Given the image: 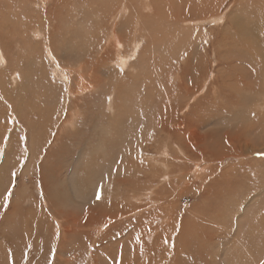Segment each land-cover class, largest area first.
<instances>
[{"label":"rangeland","instance_id":"rangeland-1","mask_svg":"<svg viewBox=\"0 0 264 264\" xmlns=\"http://www.w3.org/2000/svg\"><path fill=\"white\" fill-rule=\"evenodd\" d=\"M194 1L0 0V264H264V0Z\"/></svg>","mask_w":264,"mask_h":264},{"label":"bare ground","instance_id":"bare-ground-1","mask_svg":"<svg viewBox=\"0 0 264 264\" xmlns=\"http://www.w3.org/2000/svg\"><path fill=\"white\" fill-rule=\"evenodd\" d=\"M196 1V0H195ZM195 1L193 2V3H195ZM223 1V0H222ZM155 2H157V1H155ZM176 2V1H175ZM162 3V2H161ZM214 3V2H213ZM217 4V3H216ZM218 5V4H217ZM251 5V4H250ZM209 6V5H208ZM263 6V4H260L259 3V5H258V7H253V11H256L257 10V12H255V14L256 15H254L253 16V14L251 15V16H253V17H255V18H259V11H263L264 12V7H262ZM250 8H252V7H250ZM177 10H178V8H177ZM186 12V11H185ZM178 13V12H177ZM218 13V12H217ZM178 15V14H177ZM178 17V16H177ZM180 17V16H179ZM171 18V17H170ZM178 19V18H177ZM217 19V18H216ZM176 20V19H175ZM174 20V21H175ZM180 20H182V19H180ZM171 21V20H170ZM177 21V20H176ZM185 21V20H184ZM184 21L182 20V25H184ZM187 21V20H186ZM189 21H192V20H189ZM195 22L197 21V20H194ZM176 23V22H175ZM262 24H264V22H260V23H249V25L247 24V23H242V22H235V24L233 23V25L234 26H232L233 27V29H234V31L236 32V34L238 35V37H239V39L241 38V39H244V38H247V37H255L256 35H259V33L257 32V30H256V26H260V25H262ZM135 25H137V23L135 24ZM138 26V25H137ZM194 27V26H193ZM246 27H247V35H244V38L240 35L239 36V33L241 34L242 32H243V30H245L246 29ZM136 28V27H135ZM183 28H184V26H183ZM251 28V29H250ZM114 31V30H113ZM186 32H188V30H186ZM116 33V32H115ZM136 33V32H135ZM134 34V33H133ZM132 34V35H133ZM156 34V33H155ZM135 35V34H134ZM133 35V36H134ZM250 35V36H249ZM184 36V35H183ZM192 36H193V34H192ZM114 37H115V35H114ZM113 37V38H114ZM181 37V36H180ZM185 37V36H184ZM139 39V38H138ZM137 39V40H138ZM172 39V38H171ZM132 40V39H131ZM136 40V41H137ZM142 40V39H141ZM140 40V41H141ZM189 40V39H188ZM139 41V40H138ZM192 42V41H191ZM183 43V42H182ZM180 45V44H179ZM258 51V50H257ZM260 51V50H259ZM256 52V51H255ZM259 54V53H258ZM122 59V58H121ZM1 75V74H0ZM111 84V83H110ZM117 84V83H116ZM188 160V159H187ZM191 169V168H190ZM196 172V171H195ZM172 173V172H171ZM189 174V173H188ZM188 185V184H187ZM148 191V190H147ZM150 192H152V191H150ZM149 192V193H150ZM159 198V197H158ZM246 218V217H245ZM261 222H259V224H260ZM256 225H257V223H256ZM235 250V249H234ZM238 250V249H237ZM239 254V253H238Z\"/></svg>","mask_w":264,"mask_h":264},{"label":"snow or ice","instance_id":"snow-or-ice-1","mask_svg":"<svg viewBox=\"0 0 264 264\" xmlns=\"http://www.w3.org/2000/svg\"><path fill=\"white\" fill-rule=\"evenodd\" d=\"M15 176H16V173L13 171V172L11 173V177L14 179ZM14 186H15V185H14V183H13V184L8 188L6 194L4 195V200H5V201H7L8 198H9V196L12 195V188H13Z\"/></svg>","mask_w":264,"mask_h":264}]
</instances>
